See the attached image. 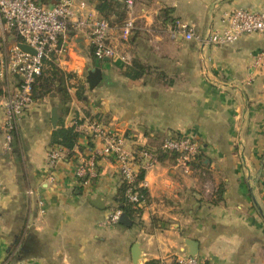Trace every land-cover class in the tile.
I'll return each mask as SVG.
<instances>
[{"label":"crops","instance_id":"1","mask_svg":"<svg viewBox=\"0 0 264 264\" xmlns=\"http://www.w3.org/2000/svg\"><path fill=\"white\" fill-rule=\"evenodd\" d=\"M132 2L134 30L119 43L130 63L93 58L88 38L69 32L65 52L44 60L42 74L54 67L73 75L63 82L70 86L82 78L86 84L99 69V84L86 86L85 101L72 89L66 103L57 92L36 97L8 142L3 103L19 79L0 81V264H173L192 254L199 264H264V72L253 67L264 37L214 47L169 31L175 20L204 36L220 27L224 11L264 12V0ZM120 27L111 26L113 41ZM135 65L147 70L129 80L123 71ZM54 108L55 128H74L97 115L130 149H157L171 133L193 135L201 150L190 163L159 155L143 178L149 201L142 204L141 226L125 227L123 218L108 225L122 182L112 159L97 158L98 175L88 188L73 174L76 161L89 156L84 137L51 175L45 166Z\"/></svg>","mask_w":264,"mask_h":264},{"label":"built area","instance_id":"2","mask_svg":"<svg viewBox=\"0 0 264 264\" xmlns=\"http://www.w3.org/2000/svg\"><path fill=\"white\" fill-rule=\"evenodd\" d=\"M125 6L127 18L119 28L118 40L113 41L109 36L111 26L107 20L89 8L85 0H60L53 4H42L39 0H0V46L8 43L3 50L0 48V81H6L10 76L19 79L14 93L3 103L7 142L10 141L17 122L35 102L33 87L42 74L44 60H50L52 56L57 58L65 52L69 32L82 33L88 38L95 59L102 61L119 58L125 65L130 63L129 56L119 49L121 42H127L134 30L132 0H125ZM169 31L172 38L180 37L202 46H228L246 35L259 34L264 37V12L242 8L224 11L220 27L210 30L204 36L196 35L186 23L176 22ZM12 37H17L18 41L10 43ZM20 44L30 48L32 53L21 50ZM253 67L264 72V49L255 55ZM74 130L92 145L85 149L89 156L81 158L75 164L73 174L81 188L90 187L96 179L97 158L112 159L122 181L129 184L135 182L141 171L146 173L157 163L159 153L174 154L177 155V161L190 163L201 150L198 140L190 134L169 133L157 149L141 148L136 151L126 146V138L122 133L96 120L86 119L77 124ZM64 156L65 152L61 147L51 146L47 149L45 166L50 175ZM145 186L144 180L138 183L139 188ZM127 199L137 202V194L129 190ZM38 207L40 214H43L42 200L38 201ZM121 216V211L114 210L107 219V224H117ZM173 264H199V260L195 256H181L176 257Z\"/></svg>","mask_w":264,"mask_h":264},{"label":"trees","instance_id":"3","mask_svg":"<svg viewBox=\"0 0 264 264\" xmlns=\"http://www.w3.org/2000/svg\"><path fill=\"white\" fill-rule=\"evenodd\" d=\"M42 4H53L54 1L51 0H39ZM93 6L97 14L107 20L110 26L118 25L122 26L123 22L126 19V8L125 6L120 3V0H89ZM170 24L174 25L175 20H171ZM17 38V37H16ZM18 41V38H17ZM93 57V49L91 51ZM94 58V57H93ZM147 67L144 65H135L129 67L123 71V75L129 80H138L140 79L146 72ZM55 71V72H54ZM74 78L73 75H67L59 70L55 69L54 67L51 70L45 72V74H41L37 78V82H39L37 87H33V97H43L53 92H57L59 94L60 100L63 103L70 101V92L69 89L73 90V97L77 101H85L84 93L87 90L86 84L83 82H76L74 85L65 86L64 80ZM56 82V86H55ZM59 90L57 91V89ZM89 115V114H87ZM91 120H96L100 122V117L95 115L90 117ZM81 136L75 132L73 127H64L63 124L59 123L57 127L52 131L50 140H49V147L51 146H58L61 147L65 152V157L72 158L73 157V149L75 146H78V140ZM85 147L91 148L92 145L87 142ZM148 148V147H144ZM140 150L139 147L136 148V151ZM163 154L167 153H159L158 156H162ZM173 158L177 155L169 154ZM159 158V157H158ZM145 173L141 171L135 182L127 183L122 181L115 196L113 198V203L115 205L114 210H119L122 212L121 218L127 221L123 225L125 227H133L141 225L139 221V217L142 213V204H146L149 201L148 193L145 188H139L138 183L143 180ZM131 191L132 193L137 194V202H130L127 199V192ZM220 198V196H218ZM120 218V219H121ZM120 223V222H118ZM144 264H160L157 260H150Z\"/></svg>","mask_w":264,"mask_h":264},{"label":"water","instance_id":"4","mask_svg":"<svg viewBox=\"0 0 264 264\" xmlns=\"http://www.w3.org/2000/svg\"><path fill=\"white\" fill-rule=\"evenodd\" d=\"M51 1L57 2V1H60V0H51ZM19 48L21 50H23V51L32 53V50L30 48H28L27 46H25V45L20 44ZM100 78H101V72H100L99 69H96L94 72H91L89 74L88 79H87V83H88L89 87L90 88L95 87L97 85V83L100 81ZM57 118H58V116L56 114V109L54 108L52 110V112H51V124H52V127H54V128L56 126ZM92 204L95 207H100V205H98L97 202L92 201ZM120 221H122V219ZM189 256H194V255L192 254V255H189Z\"/></svg>","mask_w":264,"mask_h":264},{"label":"rangeland","instance_id":"5","mask_svg":"<svg viewBox=\"0 0 264 264\" xmlns=\"http://www.w3.org/2000/svg\"><path fill=\"white\" fill-rule=\"evenodd\" d=\"M88 1V0H87ZM120 3H122V2H120ZM123 4V3H122ZM125 5V4H124ZM122 25V24H121ZM14 41H17V38L16 37H12L11 38V40H10V43H12V42H14ZM8 46V43L6 44L5 43V45H1L0 46V48H1V50H3L4 48H6ZM101 72V71H100ZM100 80H101V78H100ZM82 82L83 83H85V81H84V79L82 78ZM100 82V81H99ZM99 82L97 83V85L99 84ZM38 84H39V82H37V85H35V87H37L38 86ZM96 85V86H97ZM86 86L88 87V88H90L89 87V85H88V83H86ZM95 86V87H96ZM95 87H93V88H90L89 90H93ZM18 123V122H17ZM196 138V137H195ZM197 139V138H196ZM141 148H143V147H141ZM140 148V149H141ZM207 179V176H204V177H200V179L198 180V182L200 181V182H205V180ZM139 226H141V225H139Z\"/></svg>","mask_w":264,"mask_h":264}]
</instances>
